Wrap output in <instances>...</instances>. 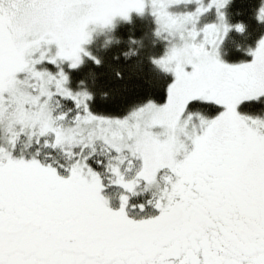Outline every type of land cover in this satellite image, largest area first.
<instances>
[{
    "label": "snow or ice",
    "instance_id": "snow-or-ice-1",
    "mask_svg": "<svg viewBox=\"0 0 264 264\" xmlns=\"http://www.w3.org/2000/svg\"><path fill=\"white\" fill-rule=\"evenodd\" d=\"M133 13L172 79L106 111ZM0 264H264V0H0Z\"/></svg>",
    "mask_w": 264,
    "mask_h": 264
},
{
    "label": "trees",
    "instance_id": "trees-1",
    "mask_svg": "<svg viewBox=\"0 0 264 264\" xmlns=\"http://www.w3.org/2000/svg\"><path fill=\"white\" fill-rule=\"evenodd\" d=\"M239 3V0H237ZM152 20L145 15L139 17L132 16L131 23H119L115 29L114 35L121 38L120 43H113L108 49L99 52V55L104 57V66H96L91 61L85 63L79 71L74 72L75 79L87 74L90 70L98 73L95 84L89 83L95 91L93 97L94 105L97 108L106 111H116L126 104L129 100L139 97L151 95L154 98L161 99L164 95V85L167 81L172 79L171 74H165L155 66H153L147 59L149 53L157 52L160 45L151 44V30ZM144 45L140 49L139 55H134L125 58L121 52L127 50V38L131 35L136 38L144 36ZM95 50V45H92ZM118 55V59L114 58ZM234 55H240L236 53ZM139 61V63H138ZM111 64L113 68L120 67L125 73V79L114 78V72L108 65ZM103 73V75H99ZM111 89L108 97L102 98L99 93L101 90Z\"/></svg>",
    "mask_w": 264,
    "mask_h": 264
},
{
    "label": "clouds",
    "instance_id": "clouds-1",
    "mask_svg": "<svg viewBox=\"0 0 264 264\" xmlns=\"http://www.w3.org/2000/svg\"><path fill=\"white\" fill-rule=\"evenodd\" d=\"M132 39H136V37H132ZM127 50H128V49H127ZM127 50H124V51H127ZM124 51L121 52V55H123V52H124ZM133 54H135V53H133Z\"/></svg>",
    "mask_w": 264,
    "mask_h": 264
},
{
    "label": "rangeland",
    "instance_id": "rangeland-1",
    "mask_svg": "<svg viewBox=\"0 0 264 264\" xmlns=\"http://www.w3.org/2000/svg\"><path fill=\"white\" fill-rule=\"evenodd\" d=\"M133 15H136L135 13H133ZM148 16V15H147ZM148 17H150V16H148ZM151 18V17H150ZM170 74V73H169Z\"/></svg>",
    "mask_w": 264,
    "mask_h": 264
}]
</instances>
